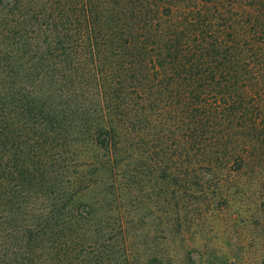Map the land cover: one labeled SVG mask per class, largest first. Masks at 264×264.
I'll return each mask as SVG.
<instances>
[{"label":"trees","instance_id":"16d2710c","mask_svg":"<svg viewBox=\"0 0 264 264\" xmlns=\"http://www.w3.org/2000/svg\"><path fill=\"white\" fill-rule=\"evenodd\" d=\"M255 155L264 0H0V264H132L118 177Z\"/></svg>","mask_w":264,"mask_h":264},{"label":"rangeland","instance_id":"374dc122","mask_svg":"<svg viewBox=\"0 0 264 264\" xmlns=\"http://www.w3.org/2000/svg\"><path fill=\"white\" fill-rule=\"evenodd\" d=\"M146 164L118 177L123 190L137 192L127 205L139 212L128 219L135 228L126 239L130 263L264 264V155L221 163L213 178L203 169L207 195L182 193L180 179L170 171L150 175ZM175 184L180 191H171ZM166 201H177L172 213H162Z\"/></svg>","mask_w":264,"mask_h":264}]
</instances>
